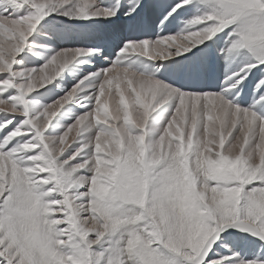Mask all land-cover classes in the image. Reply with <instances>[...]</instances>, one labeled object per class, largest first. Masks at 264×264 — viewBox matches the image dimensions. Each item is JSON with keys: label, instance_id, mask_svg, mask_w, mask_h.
<instances>
[{"label": "snow or ice", "instance_id": "obj_1", "mask_svg": "<svg viewBox=\"0 0 264 264\" xmlns=\"http://www.w3.org/2000/svg\"><path fill=\"white\" fill-rule=\"evenodd\" d=\"M0 264H264V0H0Z\"/></svg>", "mask_w": 264, "mask_h": 264}]
</instances>
